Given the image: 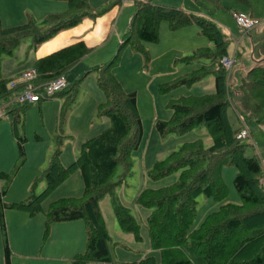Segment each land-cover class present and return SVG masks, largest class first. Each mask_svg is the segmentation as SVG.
<instances>
[{"label":"trees","instance_id":"16d2710c","mask_svg":"<svg viewBox=\"0 0 264 264\" xmlns=\"http://www.w3.org/2000/svg\"><path fill=\"white\" fill-rule=\"evenodd\" d=\"M53 1L66 2L68 9L62 13L48 14L40 22L28 15L25 24L13 27H4L0 19V108L25 88L23 84L12 88L10 84L14 79L3 77L4 55H12L13 50L26 38L32 40L35 48H39L62 31L79 26L84 19L101 15L92 12L89 0ZM196 1L204 4L205 0ZM235 1L248 3V0ZM136 7L124 43L120 44V52L131 45L133 50L143 53L146 62H149L150 55L144 43H160L163 22H167L173 32L196 25L201 29V34L213 44L211 47L198 48L193 55L182 58V61L190 64L201 59H207L208 63L161 85V92L196 85L207 76H214L215 84L213 93L171 99L168 108L172 117L168 121L156 123L163 137L183 135L205 126L212 143L206 147L202 139L186 142L178 150L155 161L149 170L153 181L179 174L171 185L158 189L145 188L136 197L137 205L151 210L147 229L150 245L160 252V258L149 256L139 263L123 264H264V165L258 155L246 156L249 145L238 138L244 126L235 128L229 114L232 108L238 119H247L257 126L264 125V64H258L245 73L234 94L231 90L232 73L228 74L221 66V59L229 55L230 40L214 20L182 9L162 6L154 0L137 1ZM218 8L223 7L219 4ZM91 51L93 48L81 41L35 61L33 68L39 76L34 84L41 86L38 93H43L46 84L69 75ZM119 55L106 64L90 68L83 77L97 73L98 84L106 98L99 105V115L110 119V126L84 142L78 158L69 166L61 162L60 139L59 148L52 156L49 167L42 176L34 179L30 186V196L25 200L6 204L4 197L7 190L5 187L1 190L0 221L4 233L6 264H11L12 257L6 234V209L20 210L30 217L44 214L45 241L54 224L83 221L87 233L86 249L74 257L72 264L114 263L110 247L112 238L100 206L107 196L112 197L113 211L121 230L142 239L141 225L137 218L117 196L119 186L126 183L132 174L133 154L143 139V119L138 108L137 92H126L112 74ZM83 79L69 84L52 97H42L38 104L64 97L67 100L61 114H66L67 108L76 100ZM29 106L14 103L6 109L4 117L12 120L22 157H25L26 140L20 137L18 125L22 120L21 111L25 112ZM4 118L0 119V123ZM226 166H234L238 171L234 185L241 204L222 205L207 215L198 228H193L198 217V198L201 195L216 202L228 198L229 188L223 177ZM120 169L123 170L122 174H119ZM16 172L11 175L15 176ZM77 172L83 178L82 195L58 199L46 209L45 202L50 195ZM9 175L0 173L1 177ZM42 183L46 184V189L41 195H36L35 189Z\"/></svg>","mask_w":264,"mask_h":264},{"label":"rangeland","instance_id":"374dc122","mask_svg":"<svg viewBox=\"0 0 264 264\" xmlns=\"http://www.w3.org/2000/svg\"><path fill=\"white\" fill-rule=\"evenodd\" d=\"M89 1L92 12L101 13V15H98L96 18H89L90 21L97 23L99 27L103 25L104 29H102V31H106V35L101 36L98 42H96L98 44H95L100 46L97 55L109 53L111 48L115 45L116 50L113 58L118 54L120 55L117 64L112 68V74L121 83L122 88L126 92L139 91V111L143 119V139L139 149L133 154L134 167L132 174L126 180V183L120 185L117 190V196L121 203L130 208L132 215L137 218L141 225L142 239L139 240L134 234L126 233L121 230L113 211L112 197L107 196L100 203V206L112 238L110 247L114 263L98 264L139 263L149 256H155L159 259L160 252L152 249L147 229V219L151 210L137 205L136 197L140 191L145 188L158 189L171 185L177 180L179 174H175L160 181H153L149 176V170L155 161L178 150L186 142L202 139L205 146L209 147L212 141L208 134L207 127L205 126L196 128L183 135L171 134L167 137H163L158 132L156 123L158 121H168L172 117V112L168 108V103L171 99L212 93L214 91L215 77L207 76L202 82L196 85L178 87L167 93L161 92L160 86L194 72L203 64L208 63L207 59H201L190 64L182 61V58L193 55L194 51L198 48L208 47L207 43H209V41L201 34L199 27L196 25L180 32H172L169 29L168 23L163 22V25H161L162 29H160L161 43L159 45L144 43V48L150 55V61L146 62L144 54L133 50L131 45L120 52V42H116V32L127 31L129 28L127 25L131 23V18L129 19V17H133L136 13L137 7L135 1ZM129 3H132V6H129ZM207 7L210 11L212 10V12H214V19L212 18V20L222 19L224 23L227 20L229 21L228 24L225 23L226 28L221 27V29L230 37L228 51L231 56H233L236 50V42L240 41V45L237 49L236 64L234 65V70L230 77L231 90L235 94L241 77L258 65L254 59L258 60L261 54L256 53L254 55L253 48L255 47L254 43H256V46H260V48H256L257 51L264 47V32L256 33L253 31L254 29H252L246 34L237 25L233 17V12L218 13L214 3H209ZM130 8H132L131 12ZM66 10L67 8H65V11ZM62 11L60 13H62ZM206 12L208 13L207 10ZM122 15H124L123 18ZM120 18H122L121 22ZM36 21L40 22V20ZM259 21L264 25V18H261ZM123 25L125 28H123ZM230 30L233 31L235 38L230 34ZM253 37H255V41L252 40ZM259 39L261 43L258 42ZM122 43L123 42H121V44ZM109 44L112 47L108 46ZM36 51L37 48L32 45V40L29 38L24 39L21 44L13 50L12 55L6 54L3 56L2 75L7 78L9 76H15L18 72L32 70L33 56ZM253 55L255 57H253ZM81 68L86 69L81 65V67L75 71L76 74L70 73L67 75V82H72L69 84H75L77 81L83 79L87 71L81 76V73H83L81 72ZM76 79L78 80L75 81ZM105 99V94L98 84L97 73H91L79 84L76 100L67 108L66 114H61L62 107L67 100L64 97L46 100L41 104L29 106L25 112L21 111L22 120L18 126L20 137L26 140L24 144L25 157L21 156L19 140L14 133L15 131H13L11 118L6 117L3 119L0 123V173L10 175L6 177L0 176V192L5 187L7 190L5 196L6 202H20L30 196V186L34 179L38 176H42L43 172L49 167L52 156L59 148L58 141L60 139L62 140L61 162L64 166H69L78 158L81 146L84 142L99 135L110 126V119L99 115V105L104 103ZM232 100L234 102L235 98ZM229 114L235 128L240 127L241 122L232 108L229 110ZM92 122L94 127H90ZM244 122L251 133L250 139L243 140V143L249 145L246 156L252 157L258 155L264 165V125L257 126L247 119H244ZM74 154L76 155L75 158H73ZM16 169L17 172L15 171ZM13 172H16L15 176L11 175ZM122 172L123 170L120 169L119 174H122ZM237 172L234 166H226L223 169V177L229 188L227 199L222 202H216L206 195H201L198 198V217L193 228H198L207 215L217 211L222 205L230 203L241 204V199L234 185ZM29 176L33 180L27 191L24 190L25 192H23L19 189L20 182L22 179H26ZM13 177L14 179L17 177L18 181L13 189L9 190L14 185L12 184L14 179L10 183ZM45 189L46 184L42 183L35 189V194L41 195ZM83 191V178L80 172H77L50 195L45 202V208L47 209L50 203L58 199L78 197L82 195ZM17 199H19V201H16ZM19 212L25 213L20 210ZM42 215L39 214L35 216V218H38L34 219L36 223L38 220L44 218ZM27 216L30 215L27 214ZM80 222L82 229L78 230L76 227L71 230L68 228V231L63 234L64 242L56 239L51 240V238L45 242V226L43 225L40 239H30V241L34 243L33 248L30 251L21 250L29 256L28 258L17 255L11 248V264H72L74 257L79 254L77 252L79 249L78 246H83V249H86L87 244L85 223L83 221ZM22 223L23 222H20V224ZM36 223H33V225L28 223L34 233H36ZM6 234L8 236V230H6ZM51 247H54V249H49ZM0 264H6L4 255V233L1 229V221Z\"/></svg>","mask_w":264,"mask_h":264},{"label":"crops","instance_id":"0c3cea01","mask_svg":"<svg viewBox=\"0 0 264 264\" xmlns=\"http://www.w3.org/2000/svg\"><path fill=\"white\" fill-rule=\"evenodd\" d=\"M133 1H135V3H136L137 1H143V0H133ZM154 2L156 4H159L162 6L178 8V9L185 10V11L192 13V14L210 17L211 19L212 18L214 19V17H213L214 12H212V10L210 11L209 8L207 7L209 5V3H214L216 5V10L218 13H220V12H233L234 15L236 13L244 14V15L250 16L252 18L259 19V20H261V18H264V0H248V3H243V2H239V1H235V0H205L203 2L204 4H200L196 0H154ZM64 3H66V2L53 1V0H0V19L2 20L4 27H13V26L25 24L28 20V15H31L35 20L41 21L48 14L60 13L62 10H63L62 12H64L65 8L68 9L67 3L66 4H64ZM219 4L223 8L219 9L218 8ZM128 5L132 6V3L131 4L129 3ZM131 9L132 8H130V12H131ZM205 9L208 11V13L206 12ZM134 10H135V7H134ZM234 15H233V17H234ZM123 17H124V15H122V18ZM122 18H120V22H121ZM130 18H131L130 21H132L133 17H129V19ZM214 21L218 24L220 29H221V27L226 28L225 27L226 24L229 23V21L227 20V21H225V23H226L225 24L222 19H220V20L215 19ZM119 23H118V25H119ZM129 25L130 24H128L127 27ZM161 25H163V24H161ZM262 25L263 24L255 27L253 31H255L256 33L257 32H260V33L264 32V25L263 26ZM191 27H193V26H191ZM191 27H188V28H191ZM123 28H125L124 25H123ZM188 28H185V29H188ZM102 29H104L103 25L99 27L97 23L91 22L89 18L84 19L83 22L79 26L72 28L70 30L62 31L55 38L44 43L39 48H37V51L35 52V54L33 56L34 57L33 58V64L38 59L49 56L52 53H54V52H56V51H58L64 47L73 45V44L81 42V41H84L88 47L93 48V51H91V53H89L78 65H76L70 73L74 74L75 71L77 69H79V67H81V65H83L84 68H86V69L81 68V72H83V73H81V76H82L90 68L95 67V66H100V65H103V64L110 62L109 60H111L113 58L114 52L116 50L115 45L113 48H111L109 53L97 55V53H98L97 51L100 49V46L95 45V44H98L96 42H98V39L101 36L106 35V31H104V30L102 31ZM161 29H162V27H161ZM182 30H184V29H182ZM182 30H179L176 32H180ZM123 32H125V33H123ZM127 32H128V30L127 31H121V32L117 31L115 34L116 40H117L116 42H120V44H121V42L124 43V39H125ZM200 32H201V29H200ZM222 32L225 35H227L223 30H222ZM230 34L232 35L233 38H235L233 31L230 30ZM227 37H228V39H230V37L228 35H227ZM252 40L255 41V37H253ZM258 42L261 43L260 39ZM160 43H161V41H160ZM159 44H155V45H159ZM254 44H255V47L253 48L254 55L256 53L261 54V56L259 57L258 60H256V59H254V60H255L256 64H264V47L262 49H258V51H257L256 48H258V47L260 48V46H258V45L256 46V43H254ZM239 45H240V43L237 44V42H236V50L234 52V54L236 53V57H237V49H238ZM108 46H111V45L109 44ZM207 46L211 47V46H213V44L209 41V43H207ZM229 55L231 56L230 53H229ZM254 55H253V57H255ZM22 73H23V71L18 72V74H16L15 76H9L7 78H12L15 80L18 77H20V75ZM66 80H67V76H66ZM77 80L78 79H76L75 81H77ZM69 83H72V82L69 81ZM136 90H138V89H136ZM137 97H138V108H139V104H140L139 103V91H137ZM240 121H241V126H243V125L246 126L245 122L242 119H240ZM90 127H94L93 122H92V124H90ZM75 157H76V155L74 154L73 158H75ZM19 174H20V172H19ZM17 177H15L14 181L12 182V184H14V185L9 190L13 189V187L15 186L16 182L18 181ZM32 180L33 179L30 178V176L27 177L26 179H22L20 182V185H19V189L22 190L23 192H25L24 190L27 191ZM16 201H19V199H17ZM4 202L6 204H13L11 202L10 203L6 202V197L4 198ZM15 203H19V202H15ZM4 214H5V222H7L6 226H7V230H8V236H9V245L11 246L10 248H12V250L17 255L24 256L25 258H28L29 256L26 255V253L22 252L21 250H29L30 251L34 246V243L32 241H30V239H36V240L38 238L40 239L42 227H43V225L45 226V216L41 214L44 218L41 220H38V222L36 223L35 222L36 220H34V219H38V218L27 216L26 213L19 212V210L6 209ZM20 222H23V223L20 224ZM28 223H30L31 225H33V223H36L35 224L37 226L36 230H35L36 233H34L32 231V228H30ZM80 223H81L80 221L79 222L76 221V222H70L67 224H64V223L54 224L51 228V232H50L48 239L51 238V240L56 239V240L63 241V234L68 231V228H70L71 230H73L76 227L78 228V230L82 229V226L80 225ZM64 228H65V230H64ZM48 239H47V241H48ZM47 241H45V242H47ZM78 247H79V249L77 250L78 253H82L85 251V249H83V246H78ZM49 249L53 250L54 247H51ZM90 264H98V263H90Z\"/></svg>","mask_w":264,"mask_h":264},{"label":"built area","instance_id":"2783aa9c","mask_svg":"<svg viewBox=\"0 0 264 264\" xmlns=\"http://www.w3.org/2000/svg\"><path fill=\"white\" fill-rule=\"evenodd\" d=\"M235 21L237 25L246 33L248 34L252 29L259 26L261 22L256 20L250 16L244 14L236 13L234 15ZM240 41H237L239 44ZM236 64V53L233 56L227 55L221 59V66L227 71L228 74H231L234 65ZM39 76V73L36 69L29 70L24 72L18 79H15L11 82L10 86L13 88L20 84L25 85V88L19 92V94L10 101H7L1 108H0V119L6 116V109H9L11 105L14 103H18L21 105H35L38 104L42 97H52L56 93L66 89L68 87V82L65 76H61L60 78L46 84L44 86V91L42 94L38 93V90L41 89V86L34 84V81ZM239 139L246 140L251 138V133L244 126V130L238 135ZM264 184V180L262 181Z\"/></svg>","mask_w":264,"mask_h":264}]
</instances>
